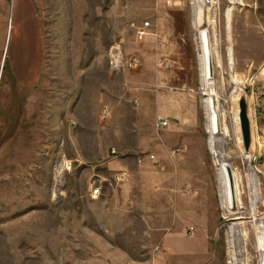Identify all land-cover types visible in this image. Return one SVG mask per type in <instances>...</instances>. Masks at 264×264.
Returning <instances> with one entry per match:
<instances>
[{
	"label": "rangeland",
	"instance_id": "374dc122",
	"mask_svg": "<svg viewBox=\"0 0 264 264\" xmlns=\"http://www.w3.org/2000/svg\"><path fill=\"white\" fill-rule=\"evenodd\" d=\"M32 2L44 51L34 92L17 85L4 65L17 5L0 0V264H151L160 242L153 230L167 214L165 195L156 190L180 167L184 187L197 191L195 202L216 228L209 264H260L250 247L264 224L262 91L253 81L262 53L248 51L247 41L257 39L252 17L264 13V0ZM202 31L212 49L208 85L199 59ZM172 97L194 128L187 156L174 162L164 135L170 127L156 126L179 123L162 111ZM151 153L156 161H137ZM221 163L233 171L235 208L223 203ZM121 171L116 193L104 187L90 196L95 175Z\"/></svg>",
	"mask_w": 264,
	"mask_h": 264
},
{
	"label": "crops",
	"instance_id": "0c3cea01",
	"mask_svg": "<svg viewBox=\"0 0 264 264\" xmlns=\"http://www.w3.org/2000/svg\"><path fill=\"white\" fill-rule=\"evenodd\" d=\"M16 5L17 23L15 27L13 26L7 51L9 70L17 85L34 92L40 85L43 70L44 51L41 23L32 0H16ZM254 13L256 12H253L251 30L256 32L257 39L255 38L256 40L252 42L247 41V50L262 53L253 81L259 85L262 91L259 137L264 150V13L260 15ZM160 20H166V18H160ZM248 26L250 29V24ZM258 39H260L261 45ZM157 45L154 44L153 46ZM259 46H261L260 49ZM167 51H170L169 46ZM256 58L257 56H255ZM173 100L176 101V98H168L167 107L162 110L165 116L179 118V123L167 126L170 128L164 132L166 142L171 144L167 145V148L169 150L168 157L172 162L179 155L187 156L186 153L190 147L187 134L194 130L191 117H189L190 114L187 117L188 113L184 114L183 109L176 107L175 103L177 102H173ZM174 140L177 143L172 145ZM253 147L256 148V141ZM163 177L165 178V182L162 184L163 190L156 191L165 195L167 214L164 224H156L153 230L160 242L156 246L158 251L151 264H209L213 259L212 241L216 230L212 217L208 220V217L201 212L199 204L195 202L197 191L190 189V187H184L187 180L181 172V167L178 172L175 171L173 174ZM119 183L105 184L104 187L116 193ZM188 198L194 200L192 209L189 207ZM184 203L188 204L185 205ZM190 227L193 229L190 230Z\"/></svg>",
	"mask_w": 264,
	"mask_h": 264
},
{
	"label": "bare ground",
	"instance_id": "6f19581e",
	"mask_svg": "<svg viewBox=\"0 0 264 264\" xmlns=\"http://www.w3.org/2000/svg\"><path fill=\"white\" fill-rule=\"evenodd\" d=\"M199 46H200L199 59H200V65H201L202 82L203 84L208 85L210 83V79L212 75V73L210 74L209 72V67L210 65L212 66V58H211L212 49L209 43L208 36L205 31H202L199 35ZM230 63H232L231 59H230ZM205 101L208 107V111L210 112V115H209L210 129H211V132L214 133L217 130V123H216V115H215L214 107H213V101L209 97ZM226 166L227 165L225 163H221L219 165V174L221 178V191H222L221 193L223 197V203L224 205L228 204V206L226 207L230 208L231 191L229 189V180H228ZM234 188H235V185H234ZM250 248H251V251L256 250V253L258 254V257H259L260 264H264V224L260 225L259 228L257 229L255 247H250Z\"/></svg>",
	"mask_w": 264,
	"mask_h": 264
},
{
	"label": "built area",
	"instance_id": "2783aa9c",
	"mask_svg": "<svg viewBox=\"0 0 264 264\" xmlns=\"http://www.w3.org/2000/svg\"><path fill=\"white\" fill-rule=\"evenodd\" d=\"M147 26H149V22L145 21L142 25L143 28H141L139 30V33L141 35H143L145 33L144 28H146ZM136 63L135 59H132L130 61H128L127 65L128 66H133ZM168 121L167 120H162L157 122L156 126H168ZM111 154L115 155L116 154V150L115 149H111L110 150ZM151 160V161H156L155 155L154 154H148L145 155L144 157H138L137 161L140 163L142 162V160ZM125 175V172L121 171L119 173H114V175L111 178H107L104 176H100V175H95L92 179V182L90 184V196L92 198H97L99 196H101L103 194V188L105 186V184L108 185H112V183L116 184L119 183L122 180V176ZM193 227H190V230H192ZM102 264H110L108 261L103 262Z\"/></svg>",
	"mask_w": 264,
	"mask_h": 264
},
{
	"label": "water",
	"instance_id": "95a60500",
	"mask_svg": "<svg viewBox=\"0 0 264 264\" xmlns=\"http://www.w3.org/2000/svg\"><path fill=\"white\" fill-rule=\"evenodd\" d=\"M210 74L212 73V66L209 67ZM239 111H238V120L240 125V131H241V138L243 142V147L245 150L249 149L250 146V124L249 119L247 115V104L245 99L241 98L238 103ZM228 180H229V189L231 191V202L232 207H236V197H235V191H234V176L233 171L230 168V166H226Z\"/></svg>",
	"mask_w": 264,
	"mask_h": 264
},
{
	"label": "trees",
	"instance_id": "16d2710c",
	"mask_svg": "<svg viewBox=\"0 0 264 264\" xmlns=\"http://www.w3.org/2000/svg\"><path fill=\"white\" fill-rule=\"evenodd\" d=\"M4 65H8V59H7V56L5 57V60H4ZM9 72H10V70H9ZM11 74V73H10Z\"/></svg>",
	"mask_w": 264,
	"mask_h": 264
}]
</instances>
